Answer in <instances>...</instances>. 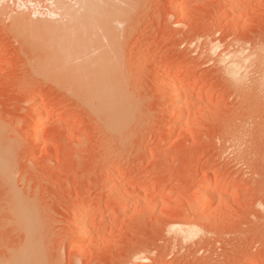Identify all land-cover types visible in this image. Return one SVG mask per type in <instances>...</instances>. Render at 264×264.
<instances>
[{
  "label": "rangeland",
  "instance_id": "rangeland-1",
  "mask_svg": "<svg viewBox=\"0 0 264 264\" xmlns=\"http://www.w3.org/2000/svg\"><path fill=\"white\" fill-rule=\"evenodd\" d=\"M87 64L118 75L114 105ZM27 247L264 264V0H0V262Z\"/></svg>",
  "mask_w": 264,
  "mask_h": 264
},
{
  "label": "bare ground",
  "instance_id": "bare-ground-1",
  "mask_svg": "<svg viewBox=\"0 0 264 264\" xmlns=\"http://www.w3.org/2000/svg\"><path fill=\"white\" fill-rule=\"evenodd\" d=\"M175 9V8H174ZM214 48V47H213ZM229 53V52H228ZM229 55V54H228ZM245 61L246 59H245V57H243L242 55H239V54H233V55H229V56H225V58H223L222 59V61ZM92 62V61H91ZM236 63V62H235ZM236 64H238V63H236ZM237 66V65H236ZM94 67V66H93ZM92 67V65L91 64H87V65H85V67H84V71H82L81 70V68H79L80 70H79V76H80V78H81V80L83 81V83L85 84V85H87V87H86V89L88 90L89 88H97V87H99L100 86V84L102 85L101 87L103 88V90H105V88H107V96H108V98H109V101L110 102H113V105H114V103H116V101H117V97H118V94H119V89H120V82H119V77H118V75H109L108 74V76H107V74H104V73H97L96 72V70H95V68H93ZM98 70V69H97ZM234 70H236L237 71V68L235 67L234 68ZM83 84V85H84ZM173 85V84H172ZM89 87V88H88ZM172 87V86H171ZM175 87V85L172 87V88H174ZM175 89H176V87H175ZM90 90V89H89ZM178 91H179V89H177ZM174 91V90H173ZM183 91H181V93H182ZM175 93H176V91H175ZM181 93L179 92V93H176L172 98H171V103H173L172 105H174V103L176 104L177 102L176 101H178L179 99H181L180 97H181ZM183 97V96H182ZM200 97V96H199ZM202 98V97H201ZM183 106V105H182ZM182 106H176V108H175V111H176V115L177 116H181L182 114H183V112H184V107H182ZM44 107H45V105L44 104H42V105H40V106H38V110L39 111H41L42 109H44ZM115 108V107H114ZM185 109H187V108H185ZM185 112H186V110H185ZM186 114V113H185ZM184 115V114H183ZM50 116H49V114H47V115H43V116H41L39 119H38V121H37V125H36V128H34L33 130H32V132H33V140L35 139V140H37L36 139V132H37V129H38V126L40 125V124H42L43 122H45V120H47L48 118H49ZM113 121V124L115 125V126H118V123H120V122H118V120H117V115L114 113V115H113V119H112ZM113 171V170H112ZM114 172V171H113ZM112 172V173H113ZM120 180V179H119ZM117 181V180H116ZM117 183H119V182H115V184H117ZM214 185L215 184H217V183H221V181L220 180H214L213 182H212ZM114 184V185H115ZM209 189H202V192H203V194L204 195H206V196H208L209 198H211L210 196H212L209 192H211V191H209ZM116 192V191H115ZM118 192V191H117ZM120 192V191H119ZM115 195H116V193H115ZM210 195V196H209ZM117 196H118V194H117ZM117 196H115V197H117ZM205 198H207V197H205ZM17 200H18V198H17ZM22 200H20L19 202H18V205H20L19 203L21 202ZM25 203V202H24ZM24 203H23V205H24ZM17 204V203H16ZM26 204V203H25ZM29 218H30V215H29ZM31 219V218H30ZM83 222V221H82ZM81 222V223H82ZM184 226V228L185 227H187V226H185V225H183ZM182 227V226H181ZM183 228V227H182ZM183 228V229H184ZM188 228V227H187ZM189 228H191V227H189ZM180 229V227L178 228V230ZM84 231V230H83ZM82 231V233H81V235H85V232H83ZM179 231H181V229L179 230ZM182 232V231H181ZM192 232H193V230H190V229H187V230H185V232H182V233H186V235L187 236H185L184 234V236L185 237H188L189 235L191 236V234H192ZM180 233V232H179ZM189 236V237H190ZM29 247V246H28ZM27 247V249H23L22 251H19V252H17L16 254L14 253V255H12V257L9 259V261H7V262H0V264H25V263H27V261L29 260V257H31V254H32V252H30V249ZM29 249V250H28ZM148 258H146V259H142V260H147ZM147 261H149V260H147ZM147 261H145V263H148Z\"/></svg>",
  "mask_w": 264,
  "mask_h": 264
}]
</instances>
